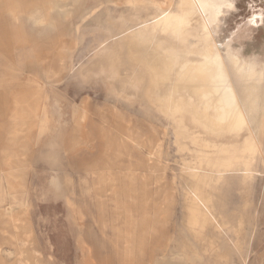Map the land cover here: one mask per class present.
Masks as SVG:
<instances>
[{
	"label": "rangeland",
	"instance_id": "1",
	"mask_svg": "<svg viewBox=\"0 0 264 264\" xmlns=\"http://www.w3.org/2000/svg\"><path fill=\"white\" fill-rule=\"evenodd\" d=\"M178 3L0 0V264H264V113L252 170L204 171L247 128H210L152 77L157 58L221 59L245 106L264 86V0H229L208 28L175 22ZM221 176L219 226L197 235L193 186Z\"/></svg>",
	"mask_w": 264,
	"mask_h": 264
},
{
	"label": "bare ground",
	"instance_id": "2",
	"mask_svg": "<svg viewBox=\"0 0 264 264\" xmlns=\"http://www.w3.org/2000/svg\"><path fill=\"white\" fill-rule=\"evenodd\" d=\"M224 1V3L220 4L214 0H180V3H178V11L180 14L173 17V19L178 23L189 22L193 14L197 12L204 21V27L208 28L218 21L223 8L230 6L229 0ZM170 25L171 22L169 23ZM185 54L184 52L183 55L171 56L169 59L157 58L155 60V63L159 65L158 70H153L152 74L156 88L158 90L163 89L171 85L173 81L180 85L184 93L191 98L192 108L207 126L215 130H220L221 132L239 131L245 126L250 136L236 150L230 153L228 152V158L226 160H220L218 157H204L200 162V168L204 171H212L215 174H225L235 170H252L258 153L256 138L259 137L263 130L261 123L264 113V86H262L261 92L254 95L252 93V87L249 88L246 85L249 92L243 93L245 103V106H243L238 99L235 97L232 98L233 90L230 77L216 65L221 59L215 58L213 60H207L202 55L198 57L193 56L195 59L194 63L189 65L186 59L191 56H184ZM122 58L119 60H122ZM210 78L213 80L212 83L203 82V80L208 81ZM261 83H264V79ZM252 96L255 97L254 103L248 106L247 102H249L248 100ZM183 101L181 100L179 104ZM250 108L257 111L253 116L251 115L248 118L246 111ZM219 111L223 112L220 117L217 115ZM249 180H251V177H245L244 179L247 190L251 185ZM224 181V177H218V182L221 186L216 184L208 188V182L204 178H199L193 186V196H191V203H189L187 215L189 225L195 234H204V231L210 224L215 227L219 226V221L212 205L214 203L215 191L222 187ZM208 243L212 246L213 241H209Z\"/></svg>",
	"mask_w": 264,
	"mask_h": 264
}]
</instances>
